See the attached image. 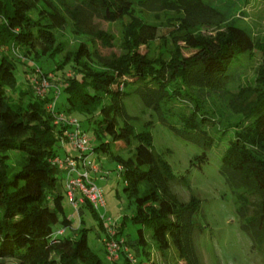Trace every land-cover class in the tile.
I'll return each mask as SVG.
<instances>
[{"label": "trees", "instance_id": "1", "mask_svg": "<svg viewBox=\"0 0 264 264\" xmlns=\"http://www.w3.org/2000/svg\"><path fill=\"white\" fill-rule=\"evenodd\" d=\"M183 2V14L203 5L201 0ZM107 6V0H0V262L15 258L20 264H116L106 259L103 263L94 254L85 227L79 225L74 236L52 229L57 214L62 213L63 187L59 170L48 159L58 154L67 126L54 123L47 109L51 93L37 96L32 76L28 78L30 88L21 91L18 99L7 93L17 85L15 62L41 54L58 55L52 70L32 68L36 76L60 71L53 81L61 85L64 104L61 109L55 106L56 111L82 115L99 140L108 137L96 148L108 151L111 145L116 151L128 152L131 141H136L126 157L109 153L120 165L123 190L134 204L130 218L150 230L157 248L170 242L183 264H199L191 219L198 200L190 196L179 201L172 192L174 175L151 149L149 134L135 132L126 120L121 102L124 87L132 85L144 106L152 108L178 136L202 146L212 142L211 129L223 136L229 127L237 126L220 156L218 172L237 191L235 212L240 229L264 257V44L257 46L246 28L229 24L225 32L213 37L187 36L184 47L194 52L183 55L175 46L174 54L164 61L139 51L144 39L129 24L120 51L104 54L99 47H112L113 35L93 18L112 20ZM35 8L36 14H31ZM66 23L80 39L73 49L64 50L57 31ZM254 50L260 59L251 81L230 86L237 63ZM234 116L237 121H232ZM12 153L16 165L10 163ZM200 158H205L204 153ZM82 207L102 229L86 201L78 207L79 222ZM69 222L63 217L64 226ZM115 228L120 235L121 227L115 224ZM136 231L130 245L134 256L141 252L140 264H156L147 255L143 230Z\"/></svg>", "mask_w": 264, "mask_h": 264}, {"label": "rangeland", "instance_id": "2", "mask_svg": "<svg viewBox=\"0 0 264 264\" xmlns=\"http://www.w3.org/2000/svg\"><path fill=\"white\" fill-rule=\"evenodd\" d=\"M47 1L54 2V0ZM107 1L108 11H111L114 18L110 21L102 17L93 18V22L113 35L112 47H99L104 54L112 50L120 51L119 43L129 24L144 39V44L139 47V51L147 52L150 58L157 57L164 61L174 54L175 46L180 48L183 55L194 52V49L184 47L183 39L187 36L213 37L225 32L229 24L246 28L257 46L264 44V0H201L203 5L196 7L189 14H183V0H169L171 4L165 3V0ZM36 11L35 8L30 13L35 15ZM57 33L64 43V50L73 49L80 39L74 37L69 23H66L64 29ZM57 58V54L50 56L41 54L36 59L25 58L24 63L15 62L14 73L17 85L15 89H8L7 93L15 100L18 99L21 91L30 88L28 78L36 74L32 68H41L43 71L52 70ZM259 59L260 53L257 50H254L250 56L247 55V58L241 59L236 65L238 71L230 86L251 81ZM64 70L69 73L70 68L66 67ZM49 73L53 75L50 83L56 85L53 80L60 71L55 70ZM57 84L60 93L56 97V107L61 109L64 104V94L61 85ZM121 88L122 85L119 89ZM124 91L121 102L128 115L126 120L135 132L143 131L149 134L151 149L165 161L174 175L175 181L170 187L172 192L179 201H187L190 196L198 200L191 219L194 223L193 246L199 258V264H264L263 255L251 247L249 238L240 229V221L235 212L237 191L230 189L218 172L220 156L228 146V141L233 137V130L237 126L229 127L223 136L215 128L211 129L209 134L213 138L212 142L202 146L181 138L163 124L152 108L144 106L140 97L133 91L132 85L125 86ZM215 100L220 101L218 98ZM68 115L78 120L87 138L86 153L91 151L88 157L98 166L99 173L103 176L102 180H95L105 203L100 212L121 227L118 238H123L134 254L135 249L130 245L137 237L136 230L141 228L150 260L156 264H183L184 261L177 256L176 249L170 242L165 248H157L150 236V230L143 228L140 222H134L130 218L134 213V204L132 198H129L123 190L124 182L119 174L118 165L109 157V153L116 152L126 157L131 154L136 141H131L128 152L116 151L111 145L108 151L100 150L96 148L97 145L100 141L109 140L108 137L99 140L84 116L76 113ZM237 120V116L232 118V121ZM64 144L68 152L77 154L68 142ZM60 151L62 152V149ZM202 153H204V159L200 158ZM13 154L10 163L16 165ZM141 189L140 184L139 191ZM62 192V213L57 214V222L52 226L53 231L63 230L64 235L74 236L73 231L79 225L85 227L89 248L103 263L107 262L101 242L105 234L99 227L98 221L91 216L86 207H82L80 209L82 221L79 222V212L71 207L63 190ZM63 217H70L69 225H63ZM143 256L139 252L136 257L137 264H140L139 260L143 259ZM0 264H20V262L15 258H5ZM116 264H123L121 253Z\"/></svg>", "mask_w": 264, "mask_h": 264}, {"label": "built area", "instance_id": "3", "mask_svg": "<svg viewBox=\"0 0 264 264\" xmlns=\"http://www.w3.org/2000/svg\"><path fill=\"white\" fill-rule=\"evenodd\" d=\"M52 77L53 75L50 73L39 76L33 75L31 77L33 91L41 98L45 97L48 92L51 93L52 99L47 102V109L52 112L54 123H62L67 126L59 143L62 145L64 142H68L71 148L77 151V154L75 156L56 154L48 161L59 170L62 176L63 191L71 207L77 212L78 206L86 201L97 213L105 234L101 239L105 259L115 261L121 253L126 264H136V257L130 251L124 239L118 238L115 222L100 212V209L104 208L105 205L104 199L100 188L88 173V171H97L98 166L93 161L86 160L87 138L80 128L78 120L62 111H56V97L59 94V89L56 85L50 83ZM118 169H120V165H118ZM56 233L61 234L62 230H58Z\"/></svg>", "mask_w": 264, "mask_h": 264}, {"label": "crops", "instance_id": "4", "mask_svg": "<svg viewBox=\"0 0 264 264\" xmlns=\"http://www.w3.org/2000/svg\"><path fill=\"white\" fill-rule=\"evenodd\" d=\"M68 115V114H67ZM87 144V143H86ZM62 149V152L60 151V150ZM59 149L57 150V153L59 154V155H65V154H69V155H72V156H75L76 154H71L70 152H68L67 150H66V147H65V144L63 143L62 145L60 144V146H59ZM85 154H87L86 153V151H85ZM89 154H91V151L89 152L88 151V154L86 155V160L87 161H90V159H89V157H88V155ZM89 159V160H88ZM88 173H89V176H90V178L95 182V180H102L103 179V176L99 173V168H98V170L97 171H88ZM60 174V173H59ZM60 176H61V174H60ZM61 183H62V181H61ZM96 183V182H95ZM80 206V205H79ZM78 206V207H79ZM79 209V208H78ZM71 217V216H70ZM70 217L68 218L69 220H70ZM64 234V233H63ZM102 251H103V249H102ZM103 254H104V252H103ZM104 257H105V255H104Z\"/></svg>", "mask_w": 264, "mask_h": 264}]
</instances>
